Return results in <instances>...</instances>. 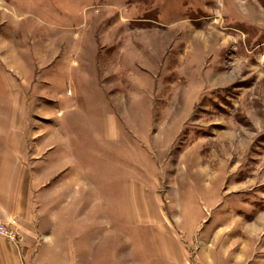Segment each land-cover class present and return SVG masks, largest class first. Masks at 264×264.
<instances>
[{"label": "rangeland", "instance_id": "obj_1", "mask_svg": "<svg viewBox=\"0 0 264 264\" xmlns=\"http://www.w3.org/2000/svg\"><path fill=\"white\" fill-rule=\"evenodd\" d=\"M7 136L0 264L260 262L264 0H0Z\"/></svg>", "mask_w": 264, "mask_h": 264}, {"label": "crops", "instance_id": "obj_2", "mask_svg": "<svg viewBox=\"0 0 264 264\" xmlns=\"http://www.w3.org/2000/svg\"><path fill=\"white\" fill-rule=\"evenodd\" d=\"M19 140V141H18ZM25 142L23 139L18 138V137H1L0 138V154H5V158L11 159V160H19L23 159L25 156ZM12 156V157H10ZM4 157V156H3ZM3 158V159H5ZM14 199H16V196H14ZM15 207H13L14 209ZM6 209V214H9V208H4L3 205L0 203V211ZM263 236L260 237V242L264 239V234ZM263 252L260 253V262H255V263H248V264H264V249H262Z\"/></svg>", "mask_w": 264, "mask_h": 264}, {"label": "built area", "instance_id": "obj_3", "mask_svg": "<svg viewBox=\"0 0 264 264\" xmlns=\"http://www.w3.org/2000/svg\"><path fill=\"white\" fill-rule=\"evenodd\" d=\"M4 230H3V229ZM0 237L9 240L10 242L15 240V234L12 231L7 230L3 226L0 225Z\"/></svg>", "mask_w": 264, "mask_h": 264}]
</instances>
